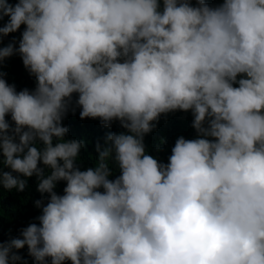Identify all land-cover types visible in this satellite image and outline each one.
Instances as JSON below:
<instances>
[{
	"label": "clouds",
	"instance_id": "1",
	"mask_svg": "<svg viewBox=\"0 0 264 264\" xmlns=\"http://www.w3.org/2000/svg\"><path fill=\"white\" fill-rule=\"evenodd\" d=\"M160 3L0 0V36L26 26L0 62L18 52L36 79L17 92L0 73V186L23 191L35 175L49 195L39 224L0 243V264L25 246L35 264H264V0ZM74 93L82 120L127 130L84 171L82 142L63 139ZM177 110L198 138H178L164 165L143 139Z\"/></svg>",
	"mask_w": 264,
	"mask_h": 264
},
{
	"label": "trees",
	"instance_id": "2",
	"mask_svg": "<svg viewBox=\"0 0 264 264\" xmlns=\"http://www.w3.org/2000/svg\"><path fill=\"white\" fill-rule=\"evenodd\" d=\"M9 2L14 5L18 0H9ZM205 2L209 7L216 8L223 3V0H205ZM191 3L193 7L197 6L196 0H191ZM160 10H163L162 0ZM8 19V17H4L0 21V26L6 24ZM25 27L22 25L17 32L7 36H0V47H7L9 44L15 42L13 47L14 49H18ZM0 73L3 74V79H5L7 84L14 86L17 92L24 89L32 92L36 88V79L24 67L18 52L14 51L13 55L0 62ZM240 78L242 77H238V79ZM233 86L238 87V84H234ZM77 100L78 94L74 93L68 104L66 115L62 120V126L68 128V133L63 139L65 141L77 140L82 142L83 147L75 163L81 171H84L95 167L98 159L97 145L101 148L107 146L106 136L109 133L127 134V130L121 127L119 121H113L110 127H105L99 119L86 118L82 120L80 118L81 109L76 103ZM6 120L11 127H15L10 114L6 116ZM193 120L194 117L191 111L184 112L177 110L161 114L159 119L153 122L155 126L152 131L144 136L143 143L146 154L157 159L159 163L166 165L171 156V150L178 138L183 137L186 140L198 138V134L192 126ZM56 142L54 139V145ZM38 146L42 147V144L38 143ZM2 160L3 157L0 155V170L10 171V169L3 165ZM38 166L44 167L42 163ZM109 166L112 169V175L109 179L115 180L120 175L118 166L111 161ZM48 174H50V170L45 169V178ZM21 179L25 178L21 177ZM38 183L39 180L34 175L27 178L26 187L23 191L16 189L8 191L0 186V243H7L13 238H22V229L32 223L39 224L37 218L42 214V209L36 207V201H41L46 206L49 195L47 193L41 194L37 190ZM65 187L66 182L59 181L54 191L57 195H63ZM100 191H103V189H100ZM16 254L22 258L17 264H35L34 259L28 254L27 246L18 250ZM46 264H51L50 258L46 260ZM66 264H71V262L67 261Z\"/></svg>",
	"mask_w": 264,
	"mask_h": 264
}]
</instances>
